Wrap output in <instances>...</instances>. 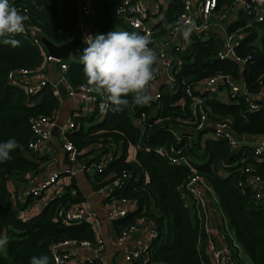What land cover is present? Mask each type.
Wrapping results in <instances>:
<instances>
[{"label":"trees","instance_id":"16d2710c","mask_svg":"<svg viewBox=\"0 0 264 264\" xmlns=\"http://www.w3.org/2000/svg\"><path fill=\"white\" fill-rule=\"evenodd\" d=\"M233 1L217 0L212 19L218 20L219 14L235 7ZM254 1L252 5H256ZM9 2L15 7H27L26 23L54 43L65 44L79 37L82 46L62 57L67 63L64 75L74 88L91 87L84 76L82 62L71 56L82 54L85 48L76 30V2ZM122 2L92 0L90 28L93 36L114 30L142 35L117 14L116 8ZM183 9L180 0H171L160 21L152 25L153 38L166 39L170 30L181 22ZM149 14L150 9L147 17ZM165 23L172 27L165 28ZM222 23L228 33L241 31L236 38L239 42L236 51L244 58L243 62L220 58L217 32L203 27L192 37L186 50L170 49L174 58L170 70L173 87L169 83L160 87L158 106L130 103L123 113L116 114L107 99L108 109L101 121L87 129L85 122L99 113L86 119L77 117L75 129L78 130L69 135V141L79 151V160L92 155L88 163L95 170V189L119 179L111 196L124 197L133 203L124 217L112 221L117 234L140 216L152 226L156 236L144 257L151 264H211L207 253L210 235L197 215L196 199L181 192L186 190V183L194 172L207 182L218 202L219 211L214 214L209 203V224L217 223L218 228L229 225L235 233L234 238L226 239L234 259L240 264H246L247 258L252 264H264V204L255 198L249 186L240 185L250 173L260 176L264 184V150L257 152L251 141L264 138V19L259 20L256 9H242L235 22L231 24L224 19ZM11 38L18 40L19 45L0 42V142L14 138L19 147L10 153V161L0 163V239L6 240L0 248V264H30L32 257L42 256L49 258V264H56L51 251L53 244L64 240L95 243L98 233L87 220L65 223L58 218L59 209L82 204L83 193L77 187L76 194L70 193V189L61 195L56 193L40 212L20 216L32 200H18L9 182L21 181L28 172L38 169L37 163L25 154L33 137L30 118L43 114L54 120L60 98L53 83L28 94L8 81L12 69L40 66L47 51L44 46L34 44L26 32ZM157 48L156 44L152 47L155 52ZM219 75L223 76L218 82L221 90L230 88L229 83L223 81L224 77H229L242 82L246 91L230 94L228 100H223L218 92L194 88L197 83ZM189 86L195 96L204 100L207 122L200 129L196 128L199 118L190 108L192 97L184 92ZM252 103L257 107H251ZM222 122L228 123L238 138L244 135L245 140L239 139V143L232 145L224 136L214 137V127ZM132 146L137 148L135 160L128 159ZM102 155L110 159L99 172L96 165L104 163ZM248 168L250 172L246 171ZM240 252L245 258L239 256Z\"/></svg>","mask_w":264,"mask_h":264},{"label":"built area","instance_id":"2783aa9c","mask_svg":"<svg viewBox=\"0 0 264 264\" xmlns=\"http://www.w3.org/2000/svg\"><path fill=\"white\" fill-rule=\"evenodd\" d=\"M69 1L76 2L77 4L76 29L79 32L81 39L84 43V38L86 36L93 35L90 28V16L92 15L93 10L92 0ZM180 1L184 6L183 13L181 14V22L175 25L170 30L169 35L166 39H163V41H157L153 38V24L151 25V23H149V17H147L149 11V0H123V2L116 8L117 14L120 15L135 31H139V33H141L142 35L148 36L151 41L149 45L150 48L154 47V44L158 45V48L155 49L159 61V63L156 65V83L161 80L163 75H166V80L163 82V84L169 83L171 87H173L172 85L174 82V77L171 75L170 70L171 68H173L172 64H174V58L170 55V49L177 47L182 51L186 50L192 40V37L195 34L199 33L200 30L203 29V27L212 28L215 25L212 16L215 12L217 0ZM239 2L240 0L233 1V4L236 8ZM255 3L256 5H252L251 2H246L242 9L246 11H252L256 9L259 13V20H263L264 11L262 10L261 6L257 4V1H255ZM235 7L230 8L226 12L219 14L218 19H227L229 14L233 12V9L236 10ZM16 8L20 12V14L24 16L28 11L27 7L21 5L16 6ZM192 25H195V29L191 33L189 40L185 41L183 38L182 29L184 27H190ZM24 27V32L29 34L34 44H37L41 47L44 46L43 37L40 35L39 31H37L32 26L28 25L26 21ZM177 28L181 30L178 31ZM240 32V30H237L232 33H226L227 36L224 46L222 48L218 47V56L220 58H232L239 62L244 61V58L238 55L236 51V46L239 43L236 38L238 37ZM85 47H87L86 44ZM44 54V62L36 68L20 67L10 70V72L8 73V81L16 83L26 93L34 94L38 92V90H40L41 88L51 83L46 74L48 62H50L51 60H56L58 62L61 61L60 63L62 70H67V63L62 62L61 59H56L49 56L48 52H45ZM247 58H250V56H248ZM222 77L223 76L219 75L209 79L205 83L199 82L194 85V88H197L199 90L203 89V91H205V88H207L212 92H218V95L223 100H228L230 94H236L238 92L246 91V87L242 82L234 81L229 77H224L223 81L228 82L230 88H223L221 90L220 88H218V82ZM58 83H62L65 86L69 96L82 100V102H84L86 106H94L96 108V112H98L99 114L104 116V114L107 112L108 101L105 95L91 92L89 90L90 87L87 86H80L79 88L72 87L67 82L64 73H61L58 77V81L53 84L57 86ZM160 87L155 93H153L154 99L152 101L155 102V107L159 104L158 99L161 95L159 92ZM184 92L187 97H192V103L190 108L191 111L194 112V114L197 115V117L199 118V122L196 128L200 129L207 122V114L205 107L203 106L204 100L200 96H195L192 87L190 86L186 88ZM184 99H182L181 101L184 102ZM251 107L256 108L257 105L255 103H252ZM30 124L33 132V137L30 140L27 148L25 149V154H39L45 152L46 154H51L53 156L55 149L51 143V140L52 128L57 125L56 119L52 120L48 116L40 114L32 116L30 118ZM70 126L71 128L76 127L75 121H73ZM175 133L177 134V132ZM212 134L214 137L224 136L228 138L232 145H236L240 142L239 138L237 137V135H235L231 126L226 122L217 124L214 127V131ZM252 142L253 145L256 146L257 152H261L264 150V138H262L260 141L255 140ZM62 146L64 150L69 153V161L72 164L71 168L68 169V173L70 175H75L76 169L74 168V166L75 164L79 163V151L69 140L63 142ZM102 159L104 163H99L96 165V170L99 172H102L104 170V165L109 161L110 156L102 155ZM173 160L175 161V159ZM246 171L250 172L251 168H248ZM59 177L60 171L50 172L49 175L42 180V182L30 188L28 194L16 193V197L22 202H26L27 199H31L34 203H37V201H42L43 203H45L60 189ZM119 181V179H116L111 184L105 187H101L97 190L98 192L104 193V205L107 210V219L111 222L119 217H124L133 206L131 200L127 198L111 196L112 191L117 186ZM240 185L249 186L252 192L254 193L255 198L264 204V184L260 176L250 173L248 174L245 182H241ZM204 190L210 193L212 198H215V195L212 193L207 182L202 178L199 173L194 172V174L186 183V190H181V192L187 197L191 194V196L196 199V204L198 206L197 215L203 220L205 224V229L210 235L207 247V253L210 262L211 264H240L236 259H234L232 255V247L229 246L226 241L228 236L234 238V234L231 231L229 225H225L223 228H219L216 230H213V228H211L209 225V200L205 195ZM32 202L20 212L21 217L24 218L28 216L27 213L30 212L32 209ZM57 215L60 221L65 223L73 221L80 222L82 220H87L94 226L96 232L98 233V237L95 243H91L87 240H64L62 242L53 244L51 246V251L56 264H68V262L76 260V255L78 254L77 249L79 247H87L89 249H92L94 252V258L87 259L85 264H95V261H97L98 264H105L104 257L102 256L104 248V239L101 236V223L97 213L93 211V209L90 207L89 202L85 201L78 206L63 207L59 209ZM145 223H147L145 217H137L133 222L129 223L117 235L116 243L118 245L124 244L132 235V233L139 230ZM155 236V231L151 230V239ZM214 237H217L220 240L223 246L222 249H219L218 246H216L214 242ZM234 244L237 245L236 240L234 241ZM148 246L149 245H141L127 250L124 254V262L128 264L132 262L141 263L144 261L147 264H151L146 259H144V257L146 256L145 251ZM239 256H242L241 252L239 253Z\"/></svg>","mask_w":264,"mask_h":264},{"label":"crops","instance_id":"0c3cea01","mask_svg":"<svg viewBox=\"0 0 264 264\" xmlns=\"http://www.w3.org/2000/svg\"><path fill=\"white\" fill-rule=\"evenodd\" d=\"M247 1L248 0H241L238 3L237 9L236 10L233 9V12L229 14L227 18V22H231L232 24L240 17V12ZM255 1H257V4L260 5L262 10L264 11V0H255ZM170 2L171 0H149V9L151 10V14H149L148 16L149 22L152 21L155 22V24L158 23L163 13L166 11L168 5L170 4ZM214 22L215 25L213 28H211V30L212 32H217L216 36L218 38V45L220 48H222L226 41L227 27L223 26L222 20L220 19ZM76 39H79V37L77 36L73 40ZM81 46L78 47L80 48ZM81 55L82 54H78V55L72 54L71 56H73L74 60L81 61L80 59ZM60 62L56 60H51L50 62L47 63L46 74L48 79L52 83L53 82L56 83L58 81V77L60 76V74L61 73L65 74L67 71V70L66 71L62 70ZM165 80H166V75H163L161 80H159L156 83L157 90ZM56 88H57V94L60 98V106L55 118L57 124L56 126H58V129L56 130L55 129L56 127L52 128L51 143L55 149L53 156L51 154H46L45 152L39 154L27 153V157H29L30 159L34 160L37 163L38 169L28 172L21 181L15 183L12 180L11 182H9V188L14 192L16 191L17 194H28L30 188L42 182V180L45 179L50 172L60 171V177H59L60 189L58 190L57 195L66 193L68 192L67 190L69 189H70L69 191L70 193L76 194L77 190L75 189V187H77L83 193L84 200H82V203L88 201L90 207L98 215V218L101 223V236L104 239V248H103L102 256L104 257L105 264H127L124 262V254L127 250L132 249L133 247L136 246L150 245L152 243V239L150 237V231L152 229V226L149 223H145L139 230L132 233V235L124 244L118 245L116 243V237L118 234L114 228L113 222L108 221L107 219V210L104 205L105 204L104 193L98 192L95 189V185L93 184L95 170L88 163L89 161L92 160V155L88 156L86 159L79 160V163L75 164L74 166L77 174L70 175L68 173V169L71 168L72 164L69 161V153L66 150H64L62 146L63 142L69 140V135L73 134L78 130L77 128L75 129V127L71 128L70 126L71 123L73 121H76L77 117H80V119L94 117L96 108L92 105L86 106L85 103L82 102V100L77 98H72L71 96L68 95V93L63 95L57 86ZM85 126H86V122H85ZM136 149L137 148L134 146H132L129 149L128 151L129 160H135ZM73 184L75 186H73ZM205 193L209 200L212 213L214 214V212H216L217 210L219 211L217 199L216 197L212 198L210 193L206 191ZM31 202L32 201L28 203L30 204ZM209 225L211 228H213V230L219 229L218 228L219 224L217 225V223L213 225L211 222V224ZM231 231L233 232L232 229ZM233 234L235 233L233 232ZM216 238L217 237H214L215 244H216L215 241ZM77 253L78 254L76 255L77 256L76 260H72L68 262V264H85L87 259L94 258L93 250L87 247H79L77 249ZM241 254L243 255L242 252ZM128 264H147V263L143 261L141 263L132 262ZM246 264H252L248 258L246 259Z\"/></svg>","mask_w":264,"mask_h":264},{"label":"clouds","instance_id":"9594fccd","mask_svg":"<svg viewBox=\"0 0 264 264\" xmlns=\"http://www.w3.org/2000/svg\"><path fill=\"white\" fill-rule=\"evenodd\" d=\"M26 19L9 0H0V42L18 46L19 41L11 37L24 32ZM164 26L172 27L167 23ZM194 29L195 25L182 29L185 41ZM84 43L87 47L80 59L84 76L91 86L89 90L106 95L111 111L123 113L130 103L137 106L150 104L157 90L156 65L159 61L156 52L149 47L148 36L114 30L106 35H88ZM18 147L14 138L0 142V163L10 161V153ZM5 243V239H0V248ZM30 264H49V258L32 257Z\"/></svg>","mask_w":264,"mask_h":264},{"label":"water","instance_id":"95a60500","mask_svg":"<svg viewBox=\"0 0 264 264\" xmlns=\"http://www.w3.org/2000/svg\"><path fill=\"white\" fill-rule=\"evenodd\" d=\"M43 43L47 49L49 56L56 58V59H62V57L65 54H68V53L72 52L73 50H75L78 46H81V41L79 39L71 40L65 44H56L52 40H50L49 38L43 37ZM57 87L60 89V91L63 95H65L67 93V90L62 83H58ZM150 103L155 106V102L151 101ZM55 127H56L55 129L57 130L58 126H55ZM239 139L244 141L245 136L240 135ZM215 241H216L218 248L222 249V244H221L220 240L218 238H216Z\"/></svg>","mask_w":264,"mask_h":264},{"label":"rangeland","instance_id":"374dc122","mask_svg":"<svg viewBox=\"0 0 264 264\" xmlns=\"http://www.w3.org/2000/svg\"><path fill=\"white\" fill-rule=\"evenodd\" d=\"M241 1V0H240ZM247 2H252L251 0H248ZM255 2V1H254ZM232 13V12H231ZM92 14H93V10H92ZM149 23H152L153 25L155 24V22H152V21H150ZM228 33V32H227ZM52 83V82H51ZM54 83V82H53ZM102 118H103V115H101V114H99V115H97L96 116V118H94V119H92V120H90V121H87L86 122V128L88 129L91 125H93V124H97L99 121H101L102 120ZM77 174V173H76ZM75 174V175H76ZM44 205H45V203H43L42 201H37V203H34V202H32V204H31V207H32V209H31V211L30 212H28V216H31V215H33V214H36V213H38V212H40L42 209H43V207H44ZM223 247V246H222Z\"/></svg>","mask_w":264,"mask_h":264}]
</instances>
